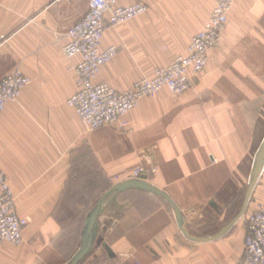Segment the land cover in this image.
I'll return each mask as SVG.
<instances>
[{
	"label": "crops",
	"instance_id": "obj_1",
	"mask_svg": "<svg viewBox=\"0 0 264 264\" xmlns=\"http://www.w3.org/2000/svg\"><path fill=\"white\" fill-rule=\"evenodd\" d=\"M135 2L149 12L102 44L118 54L97 82L120 92L186 54L214 9V0L118 4ZM88 11L89 0H0V80L15 69L31 78L0 118V173L29 222L21 246L0 242V264H72L84 243L77 264H239L248 217L264 205V0H236L191 89L141 100L125 117L131 132H90L68 105L80 58L63 48ZM128 182L161 194L113 191Z\"/></svg>",
	"mask_w": 264,
	"mask_h": 264
},
{
	"label": "built area",
	"instance_id": "obj_2",
	"mask_svg": "<svg viewBox=\"0 0 264 264\" xmlns=\"http://www.w3.org/2000/svg\"><path fill=\"white\" fill-rule=\"evenodd\" d=\"M235 1L214 0V9L205 27L193 37L186 54L178 55L168 66L156 68L152 78L137 81L128 90L120 92L108 84L97 82L101 69L118 54L116 46L103 48L105 34L146 15L149 7L142 2L120 6L119 0H89L87 15L68 30V42L63 48L67 59L80 58L75 67L77 92L68 100V105L77 112L90 132L111 125L131 132L125 117L139 106L141 100L156 96L163 90L181 95L191 89L193 77L208 67L211 51L222 47ZM4 41L5 36L0 34V43ZM30 84L31 78L20 69L0 80V118L7 105L17 102ZM142 173L143 169L138 170L135 177ZM28 224L27 219L17 215L9 180L0 173V242L21 246ZM244 246L245 253L239 264H264L262 204L248 217Z\"/></svg>",
	"mask_w": 264,
	"mask_h": 264
},
{
	"label": "water",
	"instance_id": "obj_3",
	"mask_svg": "<svg viewBox=\"0 0 264 264\" xmlns=\"http://www.w3.org/2000/svg\"><path fill=\"white\" fill-rule=\"evenodd\" d=\"M132 186H137V187H142V188H145V189H148V190H153L154 192H156L158 194H161V192H159L157 190H154L153 188H151L148 185H145L143 183H133V182H128V183H125L123 185L116 186L113 189V191L121 192V191H124L125 189H127L129 187H132ZM104 199H105V197L98 203V205L96 206L94 211L91 213L89 219L87 220L89 234L91 233L93 227L96 224L97 217H98L99 212L101 210V206H102V203H103ZM167 200L175 207L176 211L179 212V210L176 208L175 204L169 198H167ZM86 251H87V243H84L83 247L79 250L78 254L73 258L72 264H77V262L82 259V257L86 253Z\"/></svg>",
	"mask_w": 264,
	"mask_h": 264
}]
</instances>
